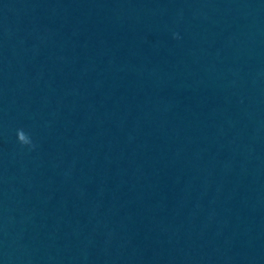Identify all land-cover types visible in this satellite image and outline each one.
I'll return each mask as SVG.
<instances>
[{"label":"water","instance_id":"1","mask_svg":"<svg viewBox=\"0 0 264 264\" xmlns=\"http://www.w3.org/2000/svg\"><path fill=\"white\" fill-rule=\"evenodd\" d=\"M0 264H264V0H0Z\"/></svg>","mask_w":264,"mask_h":264},{"label":"clouds","instance_id":"2","mask_svg":"<svg viewBox=\"0 0 264 264\" xmlns=\"http://www.w3.org/2000/svg\"><path fill=\"white\" fill-rule=\"evenodd\" d=\"M175 38H179L174 34ZM16 138L20 145L22 146H29V147H35V145L32 142L31 137L25 133L22 129H18L16 132Z\"/></svg>","mask_w":264,"mask_h":264}]
</instances>
